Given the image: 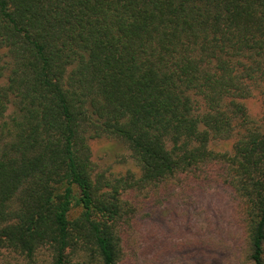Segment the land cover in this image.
Returning a JSON list of instances; mask_svg holds the SVG:
<instances>
[{
	"label": "trees",
	"instance_id": "1",
	"mask_svg": "<svg viewBox=\"0 0 264 264\" xmlns=\"http://www.w3.org/2000/svg\"><path fill=\"white\" fill-rule=\"evenodd\" d=\"M258 89L264 0H0V246L122 264L126 179L94 175L89 147L106 135L144 184L227 162L264 264V111L243 103Z\"/></svg>",
	"mask_w": 264,
	"mask_h": 264
},
{
	"label": "rangeland",
	"instance_id": "2",
	"mask_svg": "<svg viewBox=\"0 0 264 264\" xmlns=\"http://www.w3.org/2000/svg\"><path fill=\"white\" fill-rule=\"evenodd\" d=\"M249 115L260 122L264 89L243 100ZM235 137L215 139L216 154H231ZM95 174L125 177L119 192L126 221L119 223L122 264H251L242 200L228 178L223 159L195 172L186 171L155 183L139 182L140 171L127 146L106 135L90 138ZM83 260V259H82ZM72 255V262H82ZM0 264H51V253L39 248L32 259L0 246Z\"/></svg>",
	"mask_w": 264,
	"mask_h": 264
}]
</instances>
